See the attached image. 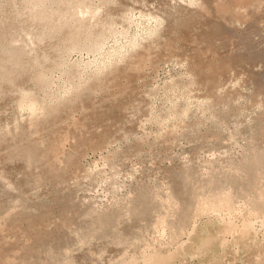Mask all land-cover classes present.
Here are the masks:
<instances>
[{
  "label": "rangeland",
  "instance_id": "obj_1",
  "mask_svg": "<svg viewBox=\"0 0 264 264\" xmlns=\"http://www.w3.org/2000/svg\"><path fill=\"white\" fill-rule=\"evenodd\" d=\"M254 151L264 0H0V264H264Z\"/></svg>",
  "mask_w": 264,
  "mask_h": 264
},
{
  "label": "bare ground",
  "instance_id": "obj_2",
  "mask_svg": "<svg viewBox=\"0 0 264 264\" xmlns=\"http://www.w3.org/2000/svg\"><path fill=\"white\" fill-rule=\"evenodd\" d=\"M79 9L80 10L73 12V17H75L77 20L93 21L95 18H97V15H98V11L97 10L98 9L92 8V7L84 5V4L79 6ZM259 163H262V164L264 163V151H254V164H259ZM179 179H180V177H179ZM253 180H255V179H252L250 182L253 183L254 182ZM177 181H178V179H177ZM248 184H249V182H248ZM252 186L254 187L253 184H252ZM254 188H256V187H254ZM257 195H258L259 198L264 199V193L263 192L260 191V193H258Z\"/></svg>",
  "mask_w": 264,
  "mask_h": 264
}]
</instances>
